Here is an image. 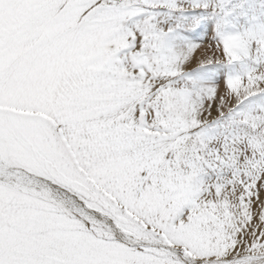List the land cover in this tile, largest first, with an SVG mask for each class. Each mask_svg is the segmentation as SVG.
Segmentation results:
<instances>
[{
    "label": "snow or ice",
    "instance_id": "1",
    "mask_svg": "<svg viewBox=\"0 0 264 264\" xmlns=\"http://www.w3.org/2000/svg\"><path fill=\"white\" fill-rule=\"evenodd\" d=\"M0 264H264V0H0Z\"/></svg>",
    "mask_w": 264,
    "mask_h": 264
}]
</instances>
